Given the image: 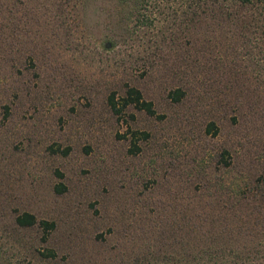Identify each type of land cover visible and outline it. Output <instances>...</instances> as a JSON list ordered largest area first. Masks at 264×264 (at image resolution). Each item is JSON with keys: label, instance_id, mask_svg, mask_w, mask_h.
I'll use <instances>...</instances> for the list:
<instances>
[{"label": "rangeland", "instance_id": "374dc122", "mask_svg": "<svg viewBox=\"0 0 264 264\" xmlns=\"http://www.w3.org/2000/svg\"><path fill=\"white\" fill-rule=\"evenodd\" d=\"M134 2L0 0V264H264V27Z\"/></svg>", "mask_w": 264, "mask_h": 264}, {"label": "trees", "instance_id": "16d2710c", "mask_svg": "<svg viewBox=\"0 0 264 264\" xmlns=\"http://www.w3.org/2000/svg\"><path fill=\"white\" fill-rule=\"evenodd\" d=\"M135 2L132 3V7H135L138 5V3H140V1H144L146 2V4L152 5L153 7H159L158 5H160V3L162 2H167L169 0H134ZM170 1H174V0H170ZM184 1V0H181ZM187 1V9L190 10V14H203V13H207V9L211 10V8L213 7V5L215 4V7L218 6V8H221V10L225 9L224 7H230V4H228V2H233L234 5H236L238 9H242L244 8V10H251V15L254 14V12L257 13V19L254 17H251V20L258 22L261 21V27L263 29V25H264V0H185ZM217 3V4H216ZM237 9V10H238ZM259 9H262V11H259ZM232 11L231 12H227L226 13H230V14H238V11ZM224 11V10H223ZM229 14V15H230ZM260 14V17H258V15ZM139 17L141 18L140 20L143 19H147V17H144V14H140L136 15V19L138 20ZM193 17V16H192ZM191 19V18H190ZM237 20L241 19L239 17L236 18ZM136 20V21H137ZM117 22L120 23L119 26L123 27V29L128 28L129 26V22H127L126 18H122L120 19V21L117 20ZM183 95V92L179 89V88H174L172 90H169L167 93V96L173 100V101H177L179 100V98H181ZM107 104L110 107L111 111L118 115V116H122L123 114V110L126 106L128 105H132L135 109L137 110H142L145 114L149 115V116H154L157 119H161L163 117L162 114H158L156 112V110L153 107V104L150 100L145 99L142 96L141 91L130 85V84H125V89H124V93L122 96L117 97L114 93V91H111L106 98ZM209 130H213V133H215V128L213 125V122H208L207 126H206V131ZM136 133V131H131V135L133 136ZM142 135H145L144 132H141ZM135 149H137L136 146H134ZM57 151V150H56ZM62 153L66 152V149L61 150ZM226 152L223 151L221 154V159L223 161L224 165H227L228 162L227 160H225L223 154H225ZM58 176L61 177L62 174L58 173ZM65 189L64 185L61 182H58L57 184H55L54 186V190L56 193H61L63 192ZM14 222L16 225L20 226V227H25V226H31L33 224H37L38 226L41 227L42 229V238L45 239L48 235V233L54 228V222L53 221H47V220H37L35 218V216L32 213L23 211L20 212L18 214H16L14 216ZM49 255H53L52 252L48 251ZM209 261V260H208ZM198 262V261H197ZM193 264V263H192ZM208 264V263H207Z\"/></svg>", "mask_w": 264, "mask_h": 264}]
</instances>
